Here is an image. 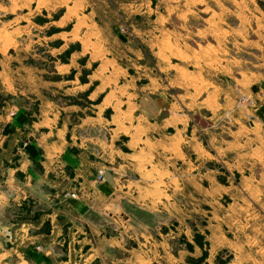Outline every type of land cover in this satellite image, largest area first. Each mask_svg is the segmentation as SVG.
Wrapping results in <instances>:
<instances>
[{
    "label": "rangeland",
    "instance_id": "1",
    "mask_svg": "<svg viewBox=\"0 0 264 264\" xmlns=\"http://www.w3.org/2000/svg\"><path fill=\"white\" fill-rule=\"evenodd\" d=\"M1 66L31 119L149 154L161 211L120 212L147 221L119 264H264V0H0Z\"/></svg>",
    "mask_w": 264,
    "mask_h": 264
},
{
    "label": "crops",
    "instance_id": "2",
    "mask_svg": "<svg viewBox=\"0 0 264 264\" xmlns=\"http://www.w3.org/2000/svg\"><path fill=\"white\" fill-rule=\"evenodd\" d=\"M30 95L18 87L4 88L0 67V264H12L13 256L16 264H36L17 249L21 244L36 260L50 264H119L137 254L130 239L146 235L141 229L147 220L120 219V212L129 214L133 206L161 211L149 154L104 149L96 135L81 134L79 128L92 123L87 119L70 123L46 108L31 119V111L17 101ZM3 96L15 104L4 103ZM92 145L102 146L100 158L113 164L101 183L96 180L100 161L95 152H88ZM67 192L76 196L67 197ZM106 219L124 227L110 231ZM37 245L43 250H34ZM60 246L64 253L57 259ZM155 258L143 251L139 264H157Z\"/></svg>",
    "mask_w": 264,
    "mask_h": 264
},
{
    "label": "built area",
    "instance_id": "3",
    "mask_svg": "<svg viewBox=\"0 0 264 264\" xmlns=\"http://www.w3.org/2000/svg\"><path fill=\"white\" fill-rule=\"evenodd\" d=\"M13 113V112H12ZM97 178H99V179H102V171H99V175H98V177ZM71 196H76V193L75 192H72V193H69Z\"/></svg>",
    "mask_w": 264,
    "mask_h": 264
}]
</instances>
